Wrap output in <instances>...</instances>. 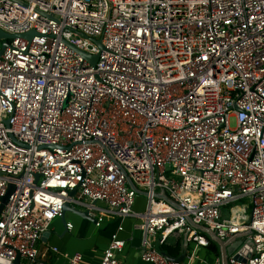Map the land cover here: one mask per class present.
I'll use <instances>...</instances> for the list:
<instances>
[{"label": "built area", "instance_id": "built-area-1", "mask_svg": "<svg viewBox=\"0 0 264 264\" xmlns=\"http://www.w3.org/2000/svg\"><path fill=\"white\" fill-rule=\"evenodd\" d=\"M0 29V264H33L67 202L134 217L152 264H191L151 236L208 245L194 225L249 233L229 264H264V0H0Z\"/></svg>", "mask_w": 264, "mask_h": 264}, {"label": "crops", "instance_id": "crops-1", "mask_svg": "<svg viewBox=\"0 0 264 264\" xmlns=\"http://www.w3.org/2000/svg\"><path fill=\"white\" fill-rule=\"evenodd\" d=\"M143 196L144 198L139 196L136 198L134 205L136 212L145 210L146 197L145 195ZM244 200L247 199H241L223 207V216L228 218L233 210L240 211L243 208L242 204L247 203ZM140 201L143 204L137 205V202L139 203ZM238 202L242 203L238 204ZM71 205L73 206L74 204ZM77 208L84 210L82 206H77ZM245 213L248 214L249 212L245 211ZM69 224H72L73 227L69 228ZM120 224L124 226L120 236L126 239L125 248L118 254L120 261L123 264H152L142 259L141 243L143 232L136 226L134 217H126L124 219L117 217L108 218L102 227H97L96 222L83 218L72 210L66 211L64 219L60 217L52 222L49 231L38 243L39 256L33 264H69L70 257L76 252L83 255V264H100L104 252L111 241V236L117 231ZM194 227L202 231L208 238V245L197 247L196 243L184 234H172L167 236L166 239L161 234H157L151 236V240L167 256L173 257L180 256L184 245L187 244L186 259H191V264H215L217 259H220L222 264H229L230 257L240 247H238V243L230 241L231 238L222 240L216 235L213 236L207 233L200 227Z\"/></svg>", "mask_w": 264, "mask_h": 264}, {"label": "water", "instance_id": "water-1", "mask_svg": "<svg viewBox=\"0 0 264 264\" xmlns=\"http://www.w3.org/2000/svg\"><path fill=\"white\" fill-rule=\"evenodd\" d=\"M32 34H33V32L30 33V34H27L26 36H27V37H31ZM2 37H5V38H11V37H13V36H12L11 34H8V33L3 32V31L0 29V38H2ZM97 43H98L99 46H101V48H103L101 40H97ZM5 46H6V44L3 45V48L0 50V53H2V51H3V49H4ZM81 53H82V55L85 56V57H86V58H87V59H88L93 65H96V63H97V61H98V57H99L98 55H92V54L86 53V52H84V51H82ZM37 178H38V177H37ZM128 181H129L130 186H131L132 188L136 189L137 192H138L139 194H141V195H146V193H145L144 191H141V190H139V189L136 188L134 182H133L131 179H129ZM14 189H15V187H14L13 185H11V186L9 187L8 192L6 193V195L2 198V205L0 206V212H1V210L3 209V207H4V204L8 201L10 195L14 192ZM76 192H77V189L72 190V191L70 192L71 197H74L75 194H76ZM163 198H164L166 201H168V202H170L171 204H173L172 200H171L166 194H163ZM68 210H72V211L76 212L77 214H79V215L82 216L83 218L90 219V220H92V221H94V222L97 221V219H96L95 217L91 216L87 210L84 211V210H80V209H78L77 207H73V206L71 205L70 202H67V203L64 205L63 216H62L63 219H64V217H65V213H66V211H68ZM64 222H66V221H64ZM190 222H191V220H190ZM194 226H197L198 228H199V227L202 228V229L205 230L207 233H209V234H211V235H213V236L216 235L215 232H213L212 230H210V229L207 228L206 226H203V225H194ZM248 234H249V233H247V234H237V235L233 236V237L230 239V241H232V242H234V243H238L237 245H238V247H239V246L243 243V240H242L241 238L244 237V236H246V235H248ZM216 236H217V235H216ZM236 241H237V242H236ZM248 242H249L250 244H252L251 239H248ZM183 245H184V244H183ZM234 246H236V245H234ZM238 247H237V248H238ZM187 251H188V245L185 244L184 247H183V252H182V254H181L180 256H178V257L167 256V257H168V259H170V260H172V261H183V260H185L186 257H187ZM12 264H22V257H21L20 255H18L17 258L14 260V262H13Z\"/></svg>", "mask_w": 264, "mask_h": 264}, {"label": "rangeland", "instance_id": "rangeland-1", "mask_svg": "<svg viewBox=\"0 0 264 264\" xmlns=\"http://www.w3.org/2000/svg\"><path fill=\"white\" fill-rule=\"evenodd\" d=\"M2 46V44L0 43V47ZM139 197H143L144 198V196L143 195H139ZM244 201H246V202H248L247 200H244ZM242 202H238V204H241ZM141 205V204H143V202L142 201H140L139 203L137 202V205ZM249 212V211H248ZM249 214V213H248Z\"/></svg>", "mask_w": 264, "mask_h": 264}]
</instances>
